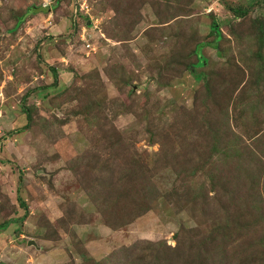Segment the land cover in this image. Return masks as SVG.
Wrapping results in <instances>:
<instances>
[{"label": "rangeland", "instance_id": "obj_1", "mask_svg": "<svg viewBox=\"0 0 264 264\" xmlns=\"http://www.w3.org/2000/svg\"><path fill=\"white\" fill-rule=\"evenodd\" d=\"M247 1L0 0L2 264H264Z\"/></svg>", "mask_w": 264, "mask_h": 264}, {"label": "trees", "instance_id": "obj_2", "mask_svg": "<svg viewBox=\"0 0 264 264\" xmlns=\"http://www.w3.org/2000/svg\"><path fill=\"white\" fill-rule=\"evenodd\" d=\"M259 0H255L254 2L253 1H250V2H246L247 3V5H238V6H230V5H227V7H228V10L229 11H231L233 14H235V15H238V16H243V15H245L246 13H247V11H248V9L250 8V6H252V5H254L253 3H255V2H258ZM260 30V29H259ZM261 31V30H260ZM200 46L197 48V51H196V56H197V61H195V62H191L189 65H188V67L190 66V68H195L196 66H197V63H198V61L200 62V63H203V61H204V57L202 56V55H200ZM55 75V74H54ZM27 116H29V115H27ZM23 205H24V203L23 202H21ZM0 264H2L1 262H0Z\"/></svg>", "mask_w": 264, "mask_h": 264}]
</instances>
